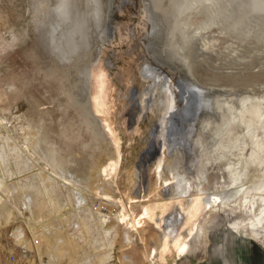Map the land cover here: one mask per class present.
<instances>
[{
  "label": "rangeland",
  "instance_id": "1",
  "mask_svg": "<svg viewBox=\"0 0 264 264\" xmlns=\"http://www.w3.org/2000/svg\"><path fill=\"white\" fill-rule=\"evenodd\" d=\"M149 67L203 105L189 150L157 134L150 161ZM0 177V264L20 247L26 264H98L110 243L104 264L264 251V0H0Z\"/></svg>",
  "mask_w": 264,
  "mask_h": 264
},
{
  "label": "bare ground",
  "instance_id": "2",
  "mask_svg": "<svg viewBox=\"0 0 264 264\" xmlns=\"http://www.w3.org/2000/svg\"><path fill=\"white\" fill-rule=\"evenodd\" d=\"M145 71L148 74V76L153 79V83L150 84L148 87L149 88V91L147 93L148 97L145 99H141L139 97L138 103L141 104V103L145 102L146 103L145 105L149 109H151L154 112H157V114L159 116V120H158V122H155L152 124L153 127L150 131L149 140H148L149 145H148L147 149L143 152L141 160H143V158L145 157L148 159V161H150L159 152V148H161L162 145H166V144L168 145V147H171V150L173 149L174 151H184L186 149L189 150L188 145L191 144V143L189 144V142H190L189 140L191 138V133L187 130V128H185V124L182 122V120L184 119L183 117L188 116L190 113L192 114L195 109H197V108L199 109V108L203 107V105L201 104L202 95H199V92H201V91L195 85L193 87V85L185 84L184 81H182V80H180L179 83L177 81L176 86H172V84L170 83L171 79L167 76V74L162 73L161 71H159L155 67H149V69H146ZM156 82L160 83L161 88H163L162 91L164 94V97H163L164 99H162L160 97L161 94H159V91L157 90V87L155 86ZM177 90L179 92L180 97H183L182 100L185 101L183 109H181L180 107H178L176 105L175 96H176ZM131 95H132V98H135L134 92H131ZM167 124H169V126ZM188 124H190V123H188ZM182 129H183V131H181ZM157 134H158L157 139H158L159 144H160L159 148L155 144V140H157L156 139ZM196 159H198L197 156H195L193 158L191 166H190V170L194 169L196 172V176H197L200 172H198V170L195 169L196 168L195 167V161H197ZM175 178L177 180L179 179L177 176H175ZM184 178L185 177L183 176L182 179H184ZM179 182H181V179L179 180ZM186 182H187V180L185 181V183ZM179 186H181L180 183H179ZM200 186H201V183H199L198 187H200ZM14 189H15V187L12 186V191ZM252 189H254L253 185L250 186V188H248V190H246V193H249V195L246 197H249L250 199L253 200V204H252L251 208H254V200H256V199H255V193H251ZM258 191H259V193L257 192L258 194L264 193V184H262V186L260 187V189H258ZM222 193H223V191H221V192L217 191V192L212 194V197H214V198H218L219 196L221 197ZM3 196H4L3 193L0 191V200L4 199ZM187 198L188 197H185L186 201H187ZM183 199H184L183 197L178 198L177 196H174L170 202L172 205L176 204L178 206L180 200H183ZM193 200L194 199H192L191 204L193 203ZM226 202L227 201L223 202L224 208L226 206H228V204H226ZM213 206L217 207V209L220 210L219 205L215 206V204H213ZM181 211L182 212L180 214H183L185 209H182ZM263 212H264V209L262 210V212L260 214H262ZM95 213H98L107 219V215L105 213H102L99 211H97ZM260 214H258L256 217L258 218L260 216ZM227 217H228V215H227ZM260 221H261V218L258 219V222H260ZM257 225H258V223L256 224V226ZM254 231L257 234H259V232H260L259 229L256 227H255ZM112 247L113 246L110 243L107 247V250L100 252V255L96 256V261H98V264H102V257L104 258V263H106V261L108 259L112 258Z\"/></svg>",
  "mask_w": 264,
  "mask_h": 264
},
{
  "label": "crops",
  "instance_id": "3",
  "mask_svg": "<svg viewBox=\"0 0 264 264\" xmlns=\"http://www.w3.org/2000/svg\"><path fill=\"white\" fill-rule=\"evenodd\" d=\"M8 177H0V184H1V192L3 195H9L11 191L10 184L13 182H10ZM23 183V182H22ZM24 187L21 189H27V188H32L33 186L23 183ZM10 196V195H9ZM9 196L2 200L0 202V209L4 205L5 202H7ZM253 243H248V245L241 243V245L237 246L236 249V256L234 258H231L230 264H264V251L261 245H254ZM224 251H226V246L224 248ZM224 253V252H223ZM222 258V257H221ZM219 258L217 256H214L209 263L208 262H202L199 264H229V254H227L224 258ZM234 259H237L236 261ZM102 264H104V258L102 257Z\"/></svg>",
  "mask_w": 264,
  "mask_h": 264
},
{
  "label": "built area",
  "instance_id": "4",
  "mask_svg": "<svg viewBox=\"0 0 264 264\" xmlns=\"http://www.w3.org/2000/svg\"><path fill=\"white\" fill-rule=\"evenodd\" d=\"M27 253V249L20 247L18 252L8 255L6 264H26L25 259Z\"/></svg>",
  "mask_w": 264,
  "mask_h": 264
}]
</instances>
